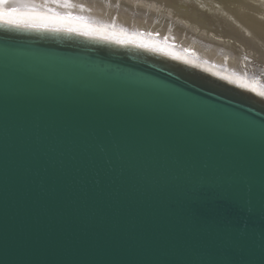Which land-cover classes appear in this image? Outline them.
Returning a JSON list of instances; mask_svg holds the SVG:
<instances>
[{"label": "water", "instance_id": "95a60500", "mask_svg": "<svg viewBox=\"0 0 264 264\" xmlns=\"http://www.w3.org/2000/svg\"><path fill=\"white\" fill-rule=\"evenodd\" d=\"M0 264H264V105L0 27Z\"/></svg>", "mask_w": 264, "mask_h": 264}, {"label": "bare ground", "instance_id": "6f19581e", "mask_svg": "<svg viewBox=\"0 0 264 264\" xmlns=\"http://www.w3.org/2000/svg\"><path fill=\"white\" fill-rule=\"evenodd\" d=\"M5 9L38 15L17 26ZM0 27L132 49L264 105V0H0Z\"/></svg>", "mask_w": 264, "mask_h": 264}, {"label": "snow or ice", "instance_id": "6c2138e0", "mask_svg": "<svg viewBox=\"0 0 264 264\" xmlns=\"http://www.w3.org/2000/svg\"><path fill=\"white\" fill-rule=\"evenodd\" d=\"M33 15H38L36 12H23L19 9H5L4 10V21L5 23H16L17 26H27V25H21L19 23L20 18L25 17V16H33ZM260 95H264V92L259 93Z\"/></svg>", "mask_w": 264, "mask_h": 264}]
</instances>
